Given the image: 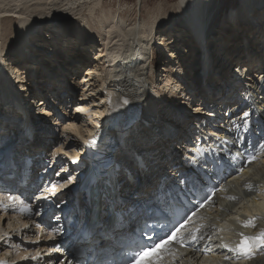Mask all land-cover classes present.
<instances>
[{"label": "bare ground", "instance_id": "6f19581e", "mask_svg": "<svg viewBox=\"0 0 264 264\" xmlns=\"http://www.w3.org/2000/svg\"><path fill=\"white\" fill-rule=\"evenodd\" d=\"M177 1V7L182 20L174 19L169 24H165V18H162V15L156 14L151 20L149 19L148 23L146 21L138 26L136 25L137 27L132 26L134 27L132 28L130 27L131 25L129 26L124 22L125 20L123 21L120 19L117 13L95 16L94 13L97 8L101 7L102 0H0V18L11 22L9 27L5 26L3 28L5 34L4 39H6V41L12 39V43L16 41V44L13 43V46H11L12 43L8 45L9 42L2 47L0 46V103L3 105V108L6 107V111H3L0 104V119H5L11 122L12 120L7 113L10 112V101L13 98L18 99L19 97H22L23 101V96H20V91L23 90V84L18 86L16 82L21 74H24L23 78L20 76L19 80L21 82L27 81L29 75H33L35 69L32 68L33 66L29 65L30 63H36L40 67L38 72L33 75L30 80L33 81L35 79L36 82L39 80L40 85L43 87L38 91V87L40 86L37 85L36 82V84L32 83V85L27 83L26 90L27 93H29V96L32 93H37L35 91L42 93L43 90L47 89V83L42 82L43 75L48 76L54 74L58 76L60 68H64V65L66 69H77L80 65L84 66L83 60H81L82 58H86V60L93 65L91 66V69L85 73L86 75L84 78H89L86 81V84L92 81V76L99 73V76H95L98 79L96 81L97 85H93L94 87L91 86L92 88L90 87L91 90L89 95H84L82 93L79 99H71L72 104H75L73 107L77 110V112H74L73 114L75 120L72 122V126L76 130L74 133L83 139V144L82 142H78L80 139H78L75 144L77 147L76 149H80L78 151L79 154L67 150H65V152L63 151L64 149L61 153H58V155L53 154L55 151H58L57 147L54 146V148L52 147L53 152L48 153L47 149H49V143H45L48 138L45 133L46 128H44L45 123L47 124L48 120H45L46 118L38 120L39 126L36 128V131L32 132V134L37 137H43L41 139L43 143L40 145L36 144V146H38L40 150H44L48 153L46 160L43 162L45 166L51 164L52 168H54L55 166L53 165H56L55 162L58 164L57 161L59 160L61 161L60 166L65 163L66 165L72 164L73 166H79L78 171H83L80 175V179L74 181V177L71 178L75 183L73 186H77L79 184L78 181L81 182L84 180V177L82 176L88 167L85 161L87 155V149L85 147L86 144H89L87 142L100 135V133L101 136L104 135L103 137L106 140H109L107 137H110V135L115 136L116 134L114 129L116 126L110 128L106 132H102L105 125L108 123L109 113L113 112V114L120 119L119 123H121L126 118L125 115L131 113L129 111L130 108L128 110V107L124 105V100L129 99L134 101L133 104L139 109L142 108L146 115L149 116V125L134 127V129L130 130V135L126 139L118 141L116 146L119 153L117 162L120 166L119 171L114 173V175L117 176L116 180H118L119 177L129 181L128 176H134L138 180V183L132 185V188L133 191L138 193L140 198H137L139 200L134 201L129 205L131 208L134 207L136 209V215H138L137 206H141L144 202L145 205H149L153 200L156 201V197L153 193L156 189V183L158 180L157 176L160 171L159 167L173 164L171 162V157H175L173 156L174 154H177L175 152H179L180 149H183L182 146H180L181 148H176L177 145L175 146L176 149H174L172 145L179 139H186L187 132H190L188 128L190 123L189 118L199 116L196 114L201 110L200 107L207 105V100L210 102L213 100H220L217 104L222 106L224 102L222 99L226 97L223 95L225 88L220 92L216 91L214 87L211 88V81L213 79H211L210 76H213L214 72H219L221 68L223 74H221V79L218 80L221 81L227 78V69L229 65L226 66L224 63H226V61L229 62L231 58L234 57V49L231 48V46L235 44V47L238 46L239 48H243V51H246L251 49L247 47V44L252 41L253 43L251 46L254 45L256 49L261 48V51H264V0L259 1L260 4H257L256 0H242L240 2V8L234 13L224 15L223 19L224 22L227 23L226 27L230 29H238V39L230 37L231 32L226 31L225 34H221L218 38L212 36V39L210 40L206 37L205 33L206 27L209 25L207 23L210 18L208 13V7L211 3L209 2L210 0ZM83 12H86V14H82ZM12 14L17 17V20L12 18ZM91 23L93 25H91ZM255 24L259 27L256 29L258 37L255 36L254 40L252 39L249 41L252 37L251 29ZM46 26L47 30H50L49 38L42 33ZM158 34L159 38L157 39ZM34 36H38L40 39L33 41L32 37ZM44 39L46 48L45 46L42 47ZM49 39L54 40V42L48 43ZM71 39L76 40V45L73 50L70 49L67 51L63 47V44H67L66 42L69 43V40ZM239 39L240 41L236 42ZM192 41H194L199 47H203V49H200L193 44ZM231 42L232 44H229ZM35 43H39L40 45ZM156 44L163 50L164 65H162L163 67L160 72L163 73V70L168 71L170 64L176 61L174 66H178V68H175L172 74H170L171 77L173 76L170 78V82L177 86L176 90L179 91V94L181 93L180 95L184 96V100L185 98L190 100V102L181 100L177 108H174L173 111L168 110L174 115V120L170 119L172 117L169 118L168 115L164 117L156 112L157 107H160L159 102H162L163 100L165 103L166 107L163 109L164 112V110L170 105V100L173 99L167 98L166 96L168 95L162 90L160 91L158 85V81L163 80V77H170L169 74L168 76L166 73L161 75L158 71L157 73H154L155 70H153V76L150 78L149 72H147L148 70L152 71V69H155V66L152 63V47L150 49V46ZM81 45L84 47L81 48ZM210 45H214L218 49L219 54H222L223 59L220 58L218 65L211 61V58L207 56L209 49L207 50L206 47L208 46L209 48ZM49 47L51 48V54L49 55L50 59H63L62 61L64 62V65L63 67H59L58 70L56 69L58 62L55 63L56 67H46L41 60L40 55L42 54H45L44 59L46 58V60H48L47 49ZM85 48L90 52L88 58L85 56L86 54L84 55L82 52ZM36 49H39L42 53L38 54V52L35 51ZM236 50L237 49L234 51ZM243 54L245 53L237 51L239 57L236 56L237 58L235 59V62H237L235 74L238 73L240 75L243 73L242 69L244 68V75L251 74V76H254L255 78V76H257L255 71L258 70L255 67H258L259 59L262 58L256 56L254 60L251 61L250 59L253 57L247 58ZM242 55L244 56V62L239 59L242 58ZM8 57H10V60H5L6 58L8 59ZM13 57L15 63L19 62V66H26L23 69L20 67L18 68V65L16 67V69L22 70L25 73H18L17 75V70H15L16 72L13 70L15 66L11 67L13 72H10L8 69L10 67L8 66ZM225 57L227 58L225 59ZM240 60L241 63H238ZM20 61H24L25 65L24 63L21 64L22 62ZM100 62H102V64H100ZM210 68H212V70ZM7 69L9 71H7ZM61 70L64 71L62 72L63 74H67V70ZM230 78L231 75L228 74V79ZM72 80L68 84L71 87L70 97H73L76 92V85L73 84V87ZM180 81L181 83L186 82L185 84L187 85L185 86L183 83L181 84ZM237 84L240 85V80L235 79L234 85ZM54 86V88L49 90L60 93L61 89L63 90V88H66L61 80L56 81ZM96 91L98 93H96ZM240 91L243 92L244 88ZM173 92H170V95L173 96ZM211 92H218L214 95L215 99L207 96L213 95ZM59 93H56V95H60ZM162 93L165 97H160V94ZM228 93L231 94V92ZM85 96H89L88 99L91 100H86L87 98H85ZM250 96L251 99L248 101L246 109L241 111L242 113H239L241 115L238 120L237 118H233L232 122L234 123V127L228 128V131L225 132L227 139L231 142L230 147L225 150V156L232 154L233 149L236 150L234 156L237 155L241 146L239 145V138L242 136L252 139L253 144H256L255 147L253 146L250 150L255 149L258 146L257 140L261 138L264 139V83H256ZM260 98H262V100H260ZM97 101L102 103L98 105L97 103L99 102ZM60 102L63 103V99L60 100ZM163 102L161 105H164ZM43 105L44 104L40 102V105L38 106L42 107ZM239 105L241 104H238V106ZM238 106H235L234 108H237ZM63 108L64 105L54 112L57 113L56 118L59 120L61 119L59 116L62 111L61 109ZM85 111H88V117L91 115L94 119L92 121V117H90V124L87 126H81L79 131L78 126L76 128V121L79 117L84 115L83 113ZM154 112L156 115H154ZM244 112H248L249 115L243 117ZM44 113L47 118L51 113L52 117H55L53 112L46 113L44 111L42 114L44 115ZM81 120L82 123H84L83 117ZM90 126L93 127L92 131H85V129H91ZM81 129L83 132L89 131L87 138L85 135L81 136V134H83ZM160 132L163 134L162 137L158 138V135L161 134ZM142 135H145V137L142 138ZM170 136H173L174 139L172 140V137ZM3 137H5V139ZM8 139V137L6 138V136L0 135V153L5 154L0 156L1 163H5L9 157L17 158L16 152L13 151L12 153L9 150L12 146V142H9ZM186 145L187 144L183 146L187 147ZM143 149H152L153 152L144 153H147L144 157L146 169L139 170L134 164L135 160L133 157L136 150L142 151ZM8 152L10 154H8ZM148 155L151 156L149 159H147ZM4 156L6 158L5 160ZM55 157L57 161L54 159ZM229 158L232 159L233 157L229 156ZM240 159H242V156L237 157V161ZM256 160L259 163L250 166L248 172L241 174L233 183L229 184V187H225L222 190V194L215 199V203L212 208H210L209 212L202 211L199 213L198 219L193 222V230H187L185 235L189 232H195L196 229L199 228L200 231L197 235H202L205 239L192 244L188 248L178 249V251L174 252L171 258L173 259L175 257V260H177L175 264H264V247L259 249L258 252L255 253V256L250 259L236 258L232 255V252H228L229 257L228 259H225L223 252L218 250L222 245L220 247L217 242L220 240V233L218 232L219 226L221 230L225 227L239 228L241 222L245 220V216H256L254 224L256 225L255 231L258 232V230H264V148ZM151 161L158 165L151 166ZM18 163H23V161H18ZM18 166H20V164H18ZM170 166L171 168L165 176H173L175 170L179 171L178 164ZM38 169L39 168H37V170ZM49 170L50 169L46 170V168H42L43 173ZM60 170L64 171L66 168L62 166ZM210 170L211 166L208 164L206 171ZM63 171L59 173V176ZM195 171L197 170L193 169V172ZM1 172H3V174L7 173L5 171H0V173ZM191 175L192 174H186L183 178H189ZM16 177H19L18 174ZM0 178L3 179V175L0 174ZM175 182L178 183L177 177L175 180H172L171 183ZM9 183L12 184V182ZM177 185H179V183ZM47 193L49 194L46 196L49 198V195H52L53 193V189H49ZM131 194L132 193H129V195ZM2 196H5V194L3 193ZM67 197L68 195H63L62 200L66 201L68 199ZM111 203L112 202H109V204ZM47 205L52 209L51 203H48ZM70 205L71 203H65L66 209L69 210V212H73ZM39 206L40 205L38 204V207ZM84 210L87 212L89 211L88 205L84 206ZM116 212L119 213L120 211ZM3 218H8L5 226L4 221H6V219ZM10 218H16L18 220L15 219L17 223L14 221L15 223L13 222V224H11L9 222ZM57 219L58 220L54 222V228L56 233L63 238L61 241L58 240L55 242L58 249L51 246L52 244L45 246L36 245L31 248L28 245H24V242L21 244L20 241L19 244L20 246L22 245L23 249L14 256L10 255V252L14 249L12 243H14L15 240L9 239V233L16 230L17 225L19 224V228L16 230L19 237L18 231L20 230V227L22 228L25 226L27 222H22L18 216H13L8 211L0 210V257L7 258L11 256V259H8L13 263L16 262V264H41L42 262H45V264H61V262H63V264H73L71 260L72 258L68 254L70 253L71 245H85L95 248V246L91 244L100 239V234H94L95 239L93 241L83 244L81 241H78L77 236L74 240L71 238V235H76L75 232H71L70 230V228H75L74 231H76L77 226H75V222L71 227L67 228L64 225L65 223L59 218ZM32 224L34 225L35 223L33 222ZM51 225L52 221L50 222V226ZM128 226V223L125 222L124 228ZM101 228L105 230L103 227ZM65 234L68 236L65 237ZM208 236H212L211 241L207 239ZM224 237L225 235L222 236L221 239ZM5 246L9 248L6 249V251L5 248H3ZM49 248L51 249L47 255L51 256L49 260L46 259L40 263H36L35 261L24 259H33L34 255H39L38 252L35 254V250L45 252ZM99 249L101 248L99 247ZM1 251H3V253ZM41 257V259L44 258L43 256ZM34 260L37 261V259ZM164 264L173 263L165 262Z\"/></svg>", "mask_w": 264, "mask_h": 264}, {"label": "rangeland", "instance_id": "374dc122", "mask_svg": "<svg viewBox=\"0 0 264 264\" xmlns=\"http://www.w3.org/2000/svg\"><path fill=\"white\" fill-rule=\"evenodd\" d=\"M241 1L242 0H210L209 1V2H211L209 4V7H208L209 8L208 9V13H209V17L210 18H209V22L207 23V24H209L207 26H209L210 29H211L209 31L210 34L208 35L209 40L212 39V36H216L218 38V36H221V34H225L226 31L231 32L230 33V37H233L234 39L238 38V33H239L238 32V29L237 28H235V29L234 28H231V29L230 28H227L226 27L227 23L224 22V19L223 18H224V15H228L229 13H234L238 8H240V2ZM259 1H261V0H256L257 4H260ZM101 3H102L101 4V7L97 8V10L94 13L95 16H98V15L100 16L101 14H105L106 15L108 13H113V14L117 13L119 15L120 19H122L123 21L125 20L124 22L127 25H129V26L131 25L130 27H132V26L137 27L138 25H140V24H142L143 22H146V21L148 23L149 22V19L151 20L154 17V15H156V14L162 15L161 17L162 18H165V20H166L165 24H167V23L169 24L174 19L182 20V17L180 15L179 10H178V7H177V5H178L177 4L178 3L177 0H102ZM256 11H258V10H256ZM82 14H86V12H83ZM11 16H12V18L14 20H17V17H15L14 14H12ZM9 24H11V22H8V21L0 18V46L1 47L3 45H6L8 42H9L8 45H10V43H12V39H10V41H6V39H4L5 34L3 32V28L5 26L9 27ZM91 25H93V24L91 23ZM134 27H132V28H134ZM49 31L50 30H47V26H46L44 28V30L42 31V33H44V36H46L47 38H49L48 37L49 34H50ZM95 35H97V34H95ZM158 36H159V34L157 35V39L159 38ZM32 39H33V41L34 40H39L40 37L38 38V36H36V37L34 36V37H32ZM238 41H240V39L237 40L236 42H238ZM51 42H54V40H50L49 39V42L48 43H51ZM192 42H193V44H195L194 41H192ZM13 43L16 44V41H14ZM13 43L11 44V46L14 45ZM66 43L67 44H65V43L63 44V47L65 48V50H67V51L70 50V49L73 50V48H75V45H76V40H72L71 39V40H69V43L68 42H66ZM35 44H39V43H35ZM229 44H232V42L229 43ZM195 45L198 46L197 44H195ZM43 46H45V48H46V44L44 42L42 43V47ZM233 46L235 47V44H233ZM83 47L84 46L81 45V48H83ZM151 47H152V49H151ZM222 47H225V46H222ZM199 48L200 49H203V47H199ZM206 48L208 50V46ZM150 49L153 52V54H152L153 55L152 63L155 66V69H152V71H149V70L147 71V72H149V77L150 78L153 76V70H155L154 73L155 72L157 73V71H158V73L161 74V75H164L166 73L167 76H168V74L170 76V74H172L173 70H175V68L176 69L178 68V66L177 67L174 66V64L176 62L175 61L172 64L169 63L170 64V68H169L168 71L167 70L166 71L163 70L164 71L163 73L160 72L161 68L163 67L162 65H164V61H163V50L157 44L156 45H153V46H150ZM82 52L84 53V55L86 54L85 56L87 58L90 56V52H88L87 48H85V50H83ZM233 53H234V50H233ZM44 55L45 54L40 55L41 56V60L44 63V66H46V67H56L55 66V63L58 62L57 63L58 65H57L56 69L58 70L59 67H63V61H62L63 59L58 58V60H56V59L53 60V59H50V57H49V58H47L48 60H46V58L44 59V57H45ZM226 58L227 57H225V59ZM5 60H10V58H8V59L6 58ZM81 60H83L84 66H81L80 65V67L79 66H78V68L76 67L77 69H74V68L73 69L72 68L71 69H68V68L66 69V67L64 65V68H60V70L61 69H63V70L65 69V71L67 70L66 72H67V76L68 77H71V76L74 77V75L77 73V76H78L77 77V81H73L72 80V82H73L72 85L73 84L76 85V88H75L76 89V92H75V94L78 91H80V93H81L80 95H82V93L84 95H89L91 88L94 87L95 85H97V82L96 81L98 79L95 76H99V73L98 74H95L94 76H92L91 77V79L93 78L92 81H90V82H88V84H86L87 83L86 81L89 78L88 77H85L84 78V76L86 75L85 73H86V71H89L91 69V66H93V65H91L86 60V58L85 59L82 58ZM236 63L237 62H234L233 65H236ZM100 64H102V62H100ZM103 66H105V65H103ZM209 66H211V65H209ZM8 67H10L8 69L12 73L13 72L12 69H11V67H12V61H10V65ZM8 69H7V71H9ZM210 69L212 70V68H210ZM13 70L14 71L17 70V75H18V73H25L24 71L18 70L16 68H14ZM20 76H21V78H23L24 77V74H21ZM20 76H19V79H20ZM172 77L171 76L170 77H166V78L163 77L162 78L163 80L158 81L159 90L160 91L162 90L166 95H168V96H166L167 98H169V99L173 98V99L170 100V105L164 110V112H163V109L166 106H165V103L163 102V100H162V102L164 103V105H161L162 102H159L160 103V105H159L160 107H157V110H156V112L159 113V115H163L164 117L166 115H168L169 118L172 117L170 119H173L174 118V115L171 114V112L168 111V110H172L173 111L174 108H177L178 107L179 102L181 100H184L183 99L184 96L180 95L181 93L179 94L178 93L179 91L176 90L177 89V86L171 84L170 78H172ZM17 79H18V76H17ZM188 80H189V78H188ZM39 83H40V81H39ZM180 83H181V81H180ZM185 83H183V85L186 86L187 84H185ZM188 83H189V81H188ZM39 86L40 87H38V89H41L43 87L40 84H39ZM73 87H74V85H73ZM181 87H182V85H181ZM170 92L171 93L173 92V94L175 95V97H174V95L173 96L170 95L171 94ZM96 93H98V92L96 91ZM160 95H161L160 97H165V95H163V93L160 94ZM85 98H87L86 100H91V99H88L89 96H87V97L85 96ZM184 101L190 102V100L189 99H186V98H185ZM97 102H99V101H97ZM131 102L133 104L134 101H131ZM100 103H102V102H99L97 104L100 105ZM73 106H75V104H73ZM133 106H134V104H133ZM190 106H192V105H190ZM74 112H77V110L76 109L74 111H72V110L71 111H69V110H62L60 112V116H59V118H61L60 120L58 118H56L57 115H55V117H52V115H50V116L48 115L49 116L48 118L46 117V119L48 120L47 121V124L45 123V126H44V128H46V134H47L46 137L48 139H54L55 140L54 143L50 142V144H48V146H49L48 147L49 149H47L48 150V153L53 152L52 147L54 146V147H57V150L58 151L57 152L55 151L53 154H57L58 155V153H61L63 149H64L63 151L67 150V151H70L72 153L73 152L74 153L77 152V154H79L78 151L80 149H76L77 147H76L75 144L77 143V140L78 139H80L78 142H82V144H83V139H81L79 137V135H76V133H74L76 131L74 129V127L72 126L73 125L72 122L75 120V116H73ZM83 114L84 115H82V117H83L84 123H82V120H81L82 117H79L77 119V121H76V128L78 126L79 131H80V127L81 126H87L88 124H90L89 123V121L91 120L90 117H92L91 115H89V117H88V111H85ZM154 115H156L155 112H154ZM93 119H94V117H92V121H93ZM55 120H56V122H55ZM95 125H97V124H95ZM99 126H101V125H99ZM90 128L91 129H85V131H87V130L92 131V128L93 127L90 126ZM81 132L83 133V134H81V136L85 135V137L87 138L88 132H83L82 129H81ZM144 137H145V135H142V138H144ZM54 159H56V157ZM60 163L61 162H59L58 167L56 168L57 169L56 172H60L59 171L60 168H61ZM123 185L124 184H122V186H121L122 189H124L123 188ZM41 208H42V206H41ZM3 219H6V221H4V226H5V224L8 221V218H3ZM15 219L16 218H10L9 222L11 224H13V222L17 220V219L15 220ZM17 221H16V223H17ZM18 226H19V224L17 225V228H19ZM17 228H16V230H17ZM16 230H14V231H11L10 230L11 233H9V236L11 238H13V240H15V242L12 243L14 249H12L11 252H10L11 253L10 255H14V256L17 253H19L21 249H23L22 248V245L20 246V244H19L20 241H21V244H22V242H28L29 239L32 236L34 237L36 234H38V231H37L38 229H36V227L34 225H32L30 227L26 226V228H25V226H23L22 228L20 227V230L18 231L19 237H18V234H17ZM29 236H31V237H29ZM3 248H5V251H6V249H9L6 246L3 247ZM3 251H1V252L3 253ZM48 254H49V251H46L45 255H48ZM49 258H51V257H49ZM49 258H47V259H49ZM33 261H35L36 263L37 262L40 263L41 261H43V259H41V260L40 259H37V261L36 260H33ZM41 264H43V263H41Z\"/></svg>", "mask_w": 264, "mask_h": 264}, {"label": "snow or ice", "instance_id": "6c2138e0", "mask_svg": "<svg viewBox=\"0 0 264 264\" xmlns=\"http://www.w3.org/2000/svg\"><path fill=\"white\" fill-rule=\"evenodd\" d=\"M124 103H127V101L125 100ZM248 115V112L243 113V117H247ZM87 143H95V141L92 140L88 141ZM261 147H264V144H262ZM193 151L194 150H189V153H186V155H188L190 162L195 163L197 164V166H199L202 162L198 160L197 155L191 154ZM254 158L255 157H253V159ZM203 163H206V161H204ZM178 181L179 183L184 184L185 188H187V185L189 183L192 184L193 188H195L196 186V182L194 180H189L188 178H178ZM183 190L184 189H181V191ZM214 194L215 193H213V195ZM52 195H55V192H53ZM41 198L48 199L47 196L38 197V199ZM211 198V196L204 197L203 202L199 205V208H203L205 204L208 203L209 200H211ZM113 204L115 207H119V205L115 204V201H113ZM57 207H59V205H57ZM161 211L163 212V210ZM195 214V212H192L190 215L186 213L185 216H182L179 221H176V223L172 225V228H167L166 231L164 230V228H162L160 232L154 231L153 234L142 236V239L140 241H132L130 244H128L127 250L124 254V258L120 262V264H158L159 261H162L164 259V256L161 254V252L163 251L164 253H167L173 243L179 244L181 248H184L186 246H191L192 244H195L200 240H204V236L197 235V233H199L200 231L199 228H197L195 232H189L187 235L183 234L182 232V230L185 229L186 225L192 222L193 216H195ZM140 219L141 217L139 215H136V209L134 207L125 208V210L119 213L117 221L113 227L114 229L124 228L125 222H127L129 225V231H131V226L134 224H138ZM165 219H167V216H165ZM248 226L254 227L255 225L254 223L249 221L244 224V227ZM101 227H104V224L98 222L93 227H90L88 231L92 232L95 228ZM145 227L148 228L150 226L145 224ZM164 227L166 228V225ZM116 234L120 235L119 232H117ZM207 239L211 241L212 236H208ZM222 246L228 248L229 252H234L238 255L250 257L253 248L264 247V231H261L254 237H248L241 234V240L234 248H229L227 244H223ZM224 258L228 259L227 256H225ZM61 264H63V262H61ZM173 264H175V257L173 258Z\"/></svg>", "mask_w": 264, "mask_h": 264}]
</instances>
